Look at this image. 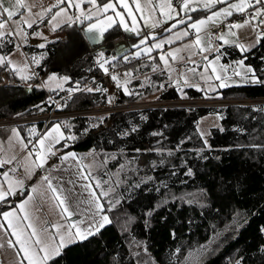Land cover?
Wrapping results in <instances>:
<instances>
[{"label": "trees", "instance_id": "trees-1", "mask_svg": "<svg viewBox=\"0 0 264 264\" xmlns=\"http://www.w3.org/2000/svg\"><path fill=\"white\" fill-rule=\"evenodd\" d=\"M108 45H103L105 53L113 50ZM12 47L13 42H7L0 53ZM25 51L33 55L35 74L66 76V90L76 89L77 82L80 86L84 78L104 72L102 61L95 60L98 52L90 49L73 27L65 39L47 42L43 47H26ZM129 52H116L112 60H106L105 67L113 65L124 74L131 73L127 87L134 95L125 94L122 83L111 81L109 76L100 86L108 93L78 92L63 108L103 106L113 92L117 102L209 95L190 87L178 91L169 86L164 71H153V65H158L155 52L151 59L137 56L126 63L123 58L130 56ZM239 57H244L264 80V38L260 37L245 54L234 48L223 49L222 61ZM144 73L149 76L142 84L137 77ZM213 95L264 97V83L221 88ZM49 107L41 86L0 84V119L45 113ZM262 108L264 104L120 110L102 116L88 129L91 118L87 117L52 121L60 122L64 132L75 135L71 149L80 155L96 154V161H88L92 163L90 179L95 176L104 190L109 185L103 183L107 182L103 168L121 169L109 178L115 191L107 197L100 196L91 179L111 223L98 234L63 247L48 264H160L178 245L206 242L212 235L209 246L193 264H264ZM210 113L220 114L219 126L209 128L204 143L196 123ZM30 124L37 130L40 127V122L16 126L24 134ZM111 153L114 157L102 166ZM116 198L120 203L113 207L109 202Z\"/></svg>", "mask_w": 264, "mask_h": 264}, {"label": "crops", "instance_id": "crops-1", "mask_svg": "<svg viewBox=\"0 0 264 264\" xmlns=\"http://www.w3.org/2000/svg\"><path fill=\"white\" fill-rule=\"evenodd\" d=\"M124 2L129 5V9H124L121 6L120 0H95V5L99 8H102L106 3H112L114 5V9L110 8L107 10V12L100 13L99 11H94V6L88 3L87 0H71V7L69 6V0H62V2L59 3L57 7H53L51 12H46V14L41 18L39 13L43 10L48 9L52 5H56L57 0H23V3L27 4L29 8H31L30 13L26 8L19 9L17 15H15L12 19H8L7 12L0 11V16L4 17L2 22L5 24V28L3 29V31L6 33L5 37L3 39H0V42L12 41L14 46L13 39H15L16 36H19L20 38H22V43L20 44L22 52L24 54L26 52V47H38L34 45V40H31L32 34L28 33L34 32L40 24L48 23L50 19H52V16L59 12L61 8H63L66 11L65 14L57 17V22L59 23V26L57 27L58 30H63L65 33H67L70 27H73L81 34L85 42L88 40L93 46L100 45L101 41L103 40V36H106L109 33L107 38L112 36L113 38L124 39L120 44H126V46L128 47L127 50H130L129 55L133 57H137V52L145 53V49L152 48V51L150 53L142 54L140 55V57L147 58L154 54L153 52H155L158 59V70H162L165 72L167 84L174 87L178 91L183 88H188V86L181 85L180 88H177L172 81H175V79L179 77L181 73H186L190 79H197L199 75L204 72L205 64H208L210 72L211 69L215 67L218 74L229 77V79L226 81L230 85L229 87L257 84L245 83L242 77L233 76V70L236 69L237 62L240 60L244 61V57H239L229 61H222V56L224 48H234L238 51L239 54H245L251 48H253L260 39V33L264 32V24H259L258 27L256 26L258 21L264 19V17H257L256 20H254L251 24L246 25L242 28L233 29L236 35L234 37L226 36L225 38L229 40V43L223 44V46H221L222 41L212 39L213 49H219L218 54L220 56V60L217 63H209L210 61H213L214 57L217 55L215 51L211 53L205 52L203 54L191 55V60L195 61V63L189 62L188 59L191 50H184L178 53L175 52L176 49H182L184 45L190 44L196 39L195 30L189 28V24L195 23L201 19L207 20V17L212 15L213 12L220 11L223 8L229 7V3H239L240 0H229V3H217L211 8H204L202 6L207 2V0H193L192 7L196 8V11H192L191 9H189L187 13H185L184 11H181L179 7H177V12L179 13L178 16H176L172 20H168L165 23L158 24L155 28L148 27V25L145 23V18L142 17L141 13L136 11V5L132 3V0H124ZM14 3L15 0H0V8L16 10L14 8ZM77 3L79 4L78 8L75 6ZM197 5L201 6L197 7ZM174 6H176L175 0ZM257 7H264V5L254 4L253 7L246 9H249L252 15H254L255 9ZM129 11H131L132 13L131 16H129L128 14ZM117 12L120 13L119 16L116 15ZM234 13H237V11L233 10V14ZM87 15H91L92 18H86ZM68 17H71V19H68ZM109 17H112L113 21L111 27H109L106 23ZM189 17H191L190 20ZM121 18H123V24L120 23ZM181 18H183L186 23L178 24L176 28H172V25ZM154 19L161 21L164 20V18L160 16L159 12L155 14ZM226 19L218 18L219 22H208L206 26H201V43L205 45L207 44L209 39L208 30L216 24H223L222 30L216 35L218 36L227 31V25L243 24L245 20H248L250 18L235 21L233 23H226ZM25 20L29 22L34 21L32 23V27H27V25L23 23V21ZM93 24L97 26V30L90 32L88 30L89 26ZM133 25L139 30L138 32L126 30V28L131 29ZM101 30H103V34H101ZM184 30L189 31V36L176 39V34ZM9 31L13 33L19 32V35H8L7 33ZM170 39L173 42L167 43V41H169ZM142 40H144L145 43H141ZM233 40H235V43L232 42ZM161 41H165L161 48L157 49L153 47L154 44L160 43ZM240 44L244 45L249 50L246 52L241 51L237 46ZM109 48L118 53L121 51L119 49L115 50L112 45ZM12 49L8 52L0 53V56H4L10 53ZM113 50H109L107 51L108 53H106L109 60H112V58L109 57L110 54H114V57L116 55V52H114ZM123 50L121 52L127 51L125 49ZM104 52L105 50L102 49L100 54ZM169 52H173L178 57L183 56L184 59L173 61L171 57L167 56ZM161 55H165L168 58L169 65L174 70L171 73V81L169 79V69L166 68L164 66V62L159 59ZM204 55L208 56V61H204L202 59V56ZM220 65L227 66V71L221 73ZM244 66H249V64H246L244 62ZM193 69L195 70V73L192 71ZM11 71L14 70L11 69ZM199 83L205 90L201 91L195 87L190 88L198 90L202 94H217V91L221 89L217 87L215 91H211L207 89V86L204 85L202 80H200ZM54 88L57 87H53L48 90H52ZM113 94H115V92H113L112 95ZM54 123L55 122L48 124L42 130L41 135L31 134L30 129H32L33 127L36 128L35 124L28 125L24 130V134H22L19 128L15 125L0 126V161H9L14 155L17 157V160H12L10 163L5 162L0 164V184H4L5 190H7V183L9 181L12 182L15 193L7 196L6 201L0 203V206H3L0 209V224H3V227L0 228V245H2L0 246V264H21V262L22 264H28V261L24 259L25 253L21 251V245L17 243V237L12 235V229L8 228L7 221L3 220V212H11L18 209L21 205H24L26 211L30 215V220H23L20 224V227L25 230L26 236L32 231L31 228L27 227L29 222L34 223L38 231L43 226L47 227L49 233H56V229L51 227V225L59 222L61 220V217L57 214L59 212V209L55 207L54 202L49 199L52 196V193H46L47 184L44 182L45 176L50 175L53 179L54 185L58 184L61 190L65 192H71L73 196L78 199V202L80 204L78 210L79 219L77 217H70L67 220H64L65 226L70 223L79 224L81 220L87 219L85 213L89 207L88 202L92 197L89 195V191L86 190L85 185L90 184L92 188L93 185L90 179L81 178V173L87 176V173L85 171L86 153L80 155L73 149H71L70 145L74 140H60L59 143L55 144L53 147V151L57 153V156L50 157L44 167L36 168L29 165L27 172L25 170V164L27 162L24 160V157H26L28 152L32 151L33 148L39 147L37 141L39 140L40 136L50 131L54 126ZM14 130L19 131V139L17 138ZM61 131L65 136H75L72 132H64L62 128ZM56 135H59V133H57ZM21 139L23 140V144L27 145V148L22 147L20 143ZM31 139L33 141L31 144H29V141ZM68 153H74L75 157L70 158L67 161H62L60 157ZM39 155H44V153L40 152ZM36 156L37 154L33 153L31 159L35 160ZM13 169H15L16 171L13 172ZM5 174H8L7 181L5 180ZM16 181H22V186H17L15 183ZM45 193L46 195H44ZM104 214L106 213L104 212ZM18 215L23 216L24 213L20 212L18 213ZM73 231H75V229H73ZM35 239V237H32V241H35ZM56 240H59L58 236L56 237ZM9 241L11 242V246H9ZM39 247V245H34L35 250H38Z\"/></svg>", "mask_w": 264, "mask_h": 264}, {"label": "snow or ice", "instance_id": "snow-or-ice-1", "mask_svg": "<svg viewBox=\"0 0 264 264\" xmlns=\"http://www.w3.org/2000/svg\"><path fill=\"white\" fill-rule=\"evenodd\" d=\"M62 0H57L56 5L50 6L48 9L43 10L39 13L41 18L46 14V12H51L53 7H57L59 3H61ZM88 3L92 4L94 6V11H99L100 13L107 12L108 9L112 8L114 9V5L112 3H106L103 5L102 8H99L95 5V0H87ZM121 6L124 9H129V5L124 2V0H120ZM132 3L136 5V11L141 13L142 17L145 18V23L148 25L149 28H155L158 24L165 23L168 20L174 19L176 16L179 15L177 12V7L181 9V11H184L187 13L189 9L192 11H196V8L192 7L193 0H175L176 6H174V0H132ZM217 3H229V0H207L206 3H204L202 6L204 8H211ZM264 5V0H240L239 3H229V7L223 8L220 11H215L212 13V15L207 17V20L201 19L195 23H191L188 25L189 28L195 30L196 39L190 43L183 46L182 49H176L175 52H181L184 50H191L190 55L188 56L189 62L195 63V61L191 60V55L194 54H203L205 52L211 53L215 51L217 55L214 57L213 61H210L209 63H217L220 60L219 56V49H213L212 47V39H216L219 41H222L223 44L229 43V40L226 39V36H235L236 33L233 31V29L242 28L246 25L251 24L254 20H256L257 17H264V7H257L255 9V14L250 17V19L245 20L243 24H229L227 25V31L223 34H220L216 36L215 38L209 37L207 44L201 43V26H206L208 22H219L218 18L226 19L227 17H230L233 15V10L237 12H244L246 8H251L253 5ZM69 6L71 7V0H69ZM77 8L79 7V4L77 3L75 5ZM201 5H197V7H200ZM14 8L16 10H9L8 8H0V11L7 12L8 19H12L15 15H17V12L19 9H28L29 13L31 12V8L27 4L23 3V0H15ZM91 11V10H90ZM159 12L160 16L164 18L163 21L154 19L155 14ZM65 14V9L61 8L59 12H57L55 15L52 16V20L55 21L58 16ZM129 16L132 15L131 11L128 12ZM117 16L120 15V13H116ZM86 18L91 19V15H87ZM4 19L3 16H0V39H3L6 35V33L3 31L5 28V24L2 22ZM68 19H71V17H68ZM191 17H189V20ZM34 22V21H33ZM27 20L23 21L24 24L27 25V27H32V23ZM107 25L111 27L113 21L112 17H109L106 21ZM120 23L123 24V18H121ZM186 21L181 18L176 21L172 25V28H176L178 24H185ZM259 24H264V19H261L257 23V27ZM91 31L97 30L96 25H90L89 29ZM133 32H138L139 30L133 25L131 29ZM8 35H19V32L13 33L9 31L7 33ZM39 34V33H37ZM101 34H103V30H101ZM26 35V33H25ZM189 36V31L184 30L180 33L176 34V39H180L181 37H187ZM260 37L264 38V32L260 33ZM173 41L170 39L167 41V43H172ZM235 43V40L232 41ZM141 43H145L144 40L141 41ZM165 43V41H161L160 43H156L153 45V47L159 49L162 47V45ZM241 51H248L249 49L245 47L244 45L240 44L237 45ZM40 47H43V45H40ZM152 51V48L145 49V53H150ZM141 52H137L136 55L140 56L142 54ZM168 57H171L173 61L177 60H183V56H177L173 52H169L167 54ZM151 59V57H150ZM161 61L164 62V66L169 69V79L171 81V73L174 71L168 62V58L165 55H161L159 57ZM202 59L204 61H208V56L204 55L202 56ZM35 63L39 64V59H35ZM0 63H8L11 64L12 60L10 57L6 58L4 56H0ZM105 63H101L100 67L103 68L104 72H108L109 69L105 67ZM28 67L27 64L24 65L23 68L17 67V71H23ZM158 66L153 65V71H157ZM195 73V70H192ZM227 66L220 65V72H226ZM264 71V70H261ZM243 72V75H242ZM233 76L242 77L245 83H264V80H261L256 75V69H254L252 66H244V61L240 60L237 62L236 69L233 70ZM24 79H28L30 77L25 76L22 77ZM55 77H50L49 79H53ZM131 73H125L124 74V80L123 84L121 85L123 87V91L125 94L128 95H134L135 93L131 92L129 88L127 87L128 83H130ZM63 80H67V77H63ZM111 79L114 81L118 80L117 75H112ZM229 79V77L225 75H221L217 73V69L213 67L211 69V72L209 71L208 64H205L204 66V72L199 75L197 79H190L186 73H181L179 77L175 79V81H172L177 88H180L181 85H185L188 87H195L198 90H205L201 84L199 83L200 80L203 81L204 85L207 86L208 90L215 91L216 88H226L230 85L226 82ZM150 82V81H149ZM218 82V83H217ZM143 87V85H141ZM160 87H164V85H160ZM70 92L73 91H85L88 93L96 92V93H108L107 88H103L100 86H97L95 88L89 87L85 85L83 89L79 87V82H77V87L75 90L69 89ZM54 102V101H52ZM108 103H112L111 95L108 96L107 99ZM59 106V105H58ZM260 111H264V108L259 109ZM222 118V117H221ZM103 119V118H101ZM136 129L133 128L132 131H135ZM16 133L17 138H20L19 131L14 130ZM31 134H37V129L33 127L30 129ZM59 133V135H56ZM153 135H156V133H153ZM201 135H205L204 133H201ZM74 140L75 136L69 135L65 136L64 133L61 131V123L55 122L54 126L51 128L50 131L46 132L42 136H40L39 140L37 141L39 147L33 148L32 151L28 152L27 156L24 157V160L27 162L25 164V170L27 172V169L29 165L40 168L44 167L47 163V160L50 157L57 156V153L53 151V147L55 144L59 143L60 140ZM20 143L23 148H27L26 144H23V140H20ZM40 152H43L44 155H39ZM33 153H36V159H31L33 156ZM74 153H68L66 155H62L60 158L62 161H67L70 158H74ZM83 159V158H80ZM12 160H17V157L14 155L12 156L11 160L9 161H0V164L8 162L10 163ZM79 168V166H78ZM13 172L16 170L13 169ZM85 171L88 173L87 176H85L83 173H81L82 179H88L91 175L90 168L85 167ZM188 174L191 175V169H189ZM5 180H8V174H5ZM44 182L47 184V192H51L52 196L49 198L54 202V206L59 209V212L57 213L60 215L61 220L55 224H52L51 227L56 229V233L52 234L48 232L47 227H41L39 231L37 230V227L34 223L29 222L27 227L31 228L32 231L27 236L25 235V230L20 227V224L23 220H30V215L26 211L25 206L21 205L18 209L14 211H5L2 213L3 220L7 221V227L12 229V235L17 237V243L21 245V251L25 253L24 259L28 261V264H48V261L51 259H54L55 257L60 255V250L67 246V244L73 243L76 240H85L89 238L90 236H94L99 233L100 229H102L105 224L111 223L108 215L104 214V206L100 203L99 197L96 195L95 189L91 187L90 184L85 185L86 190L89 191V195L92 197L91 200H89V207L85 213L87 216V219L81 220L79 224H68L65 226L64 220H67L70 217H77L79 219V207L80 204L78 202V199L73 196L71 192H65L61 190L58 184L53 183V179L50 175H47L44 177ZM17 186H22V181H16L15 182ZM107 183V182H103ZM95 188L100 189V196L107 197L110 193H113L115 190L111 186L108 187L107 191H105L102 187V182L97 181L95 184ZM46 193L44 195H46ZM15 194L13 189V183L8 182L7 183V190H5L4 184H0V203H3L6 201V197L9 195ZM31 199V198H30ZM27 203V202H25ZM113 207L115 204L120 203L118 199H116L114 202H109ZM23 212V216H19L18 213ZM148 215H151V213H148ZM47 223V222H46ZM3 227V224H0V228ZM75 229V231H73ZM59 237V240H56V237ZM32 237H35V241H32ZM34 245H39V249L35 250ZM2 246V245H0ZM9 246H11V242L9 241ZM22 264V262H21ZM239 264V262H237Z\"/></svg>", "mask_w": 264, "mask_h": 264}, {"label": "rangeland", "instance_id": "rangeland-1", "mask_svg": "<svg viewBox=\"0 0 264 264\" xmlns=\"http://www.w3.org/2000/svg\"><path fill=\"white\" fill-rule=\"evenodd\" d=\"M60 11V10H59ZM66 12V11H65ZM59 26V23L57 22V19L55 21H53L52 19H50V21L48 23L45 24H40L34 32L32 33H28V34H32L31 36V40H34V45L40 47V45H44L47 42L56 40V39H65L66 37V33L63 30H58L57 27ZM39 33V34H37ZM109 35V34H108ZM103 36V40L101 41L100 45L97 46H93L88 40L86 41V44L88 45V47L90 49L95 50L97 53L95 60L97 63L99 62H106V60H108V57L106 55V53H101L99 54V52H101L102 49H104L103 45L109 44L112 45V47L117 50H127L128 47L126 46V44H120L121 41H123L124 39L122 38H113L112 36L107 38V36ZM106 37V38H105ZM14 40V46L13 49L10 53L4 55V57L8 58L10 57L12 60L11 64L8 63H1L0 64V84H15V83H19L22 84L24 87H30L34 84L41 86L42 88L45 89H51L53 87H60V86H64L65 87V80H63V77L66 76H58L57 74L54 73H46L44 75H37L34 72V62H33V55L28 56L27 52H25V54L22 52L21 49V44L22 43V38H20L19 36H16ZM108 41V42H107ZM8 43L10 41H7ZM7 42L5 41L4 43L1 42L0 47L3 48L6 46ZM108 45V46H109ZM124 51V50H123ZM101 62V63H102ZM27 64L28 67L26 69H24L23 71H17V67L19 68H23L24 65ZM14 70V71H11ZM156 72V71H154ZM149 73H145V74H141L139 75L137 78L139 79L140 83H147V76ZM28 76L30 78L28 79H24L22 77ZM50 77H55L53 79H49ZM32 78L36 79V82H32ZM123 80L124 78L121 80H119L122 84H123ZM112 81V79H111ZM114 81V80H113ZM117 82V81H116ZM217 95H213V94H209V95H203L202 98L205 99H213L216 98ZM183 98H187V97H183ZM189 98V97H188ZM200 98V97H198ZM204 105H209V106H215V105H210V104H204ZM242 105H258V104H242ZM200 106V105H197ZM90 119V118H89ZM219 119H220V114L218 113H210L207 114L201 118L198 119L197 123H196V128L203 140L204 143H206V138L208 136V130L210 127L213 126H219ZM101 118H91L90 121L86 124L87 129L97 125L100 122ZM86 127L84 129V132L87 134L88 131L86 130ZM86 130V131H85ZM201 133H204L205 135H201ZM96 154L95 153H86V166L89 167L90 169L92 168V163L88 162L90 161H96ZM114 157V154L111 153L107 156H105V158L103 159V165L106 164L107 161H109L110 159H112ZM121 168H117L114 171H108L105 170L103 168V177L105 180H107V184L111 187H113L112 183L110 182L111 177H115L116 174L120 171ZM92 170V169H91ZM87 173V172H86ZM88 175V173H87ZM110 178V179H109ZM90 179V177L88 178ZM92 181L94 182V185L96 184V182L98 181L95 176L92 178ZM90 179V181H91ZM92 183V182H91ZM93 185V184H92ZM107 186L105 188V190L107 191L108 187ZM117 199V198H116ZM115 199V200H116ZM214 238V235H212L211 239L206 241V242H202V243H195V242H191L188 243L186 245H178L177 247H175L171 252H169L167 254L166 259L160 263V264H193L195 263L200 256L202 255V253L207 249V247L210 244V241Z\"/></svg>", "mask_w": 264, "mask_h": 264}, {"label": "built area", "instance_id": "built-area-1", "mask_svg": "<svg viewBox=\"0 0 264 264\" xmlns=\"http://www.w3.org/2000/svg\"><path fill=\"white\" fill-rule=\"evenodd\" d=\"M252 15L249 9L244 12L234 13L232 16L226 19V23H233L239 20H245L250 18ZM223 28V24L219 23L211 27L208 30L209 37H215ZM114 56V54H110ZM133 57L123 58L124 62H129ZM109 71L99 73L94 76L84 78L83 82L79 86L81 89L85 85L89 87H97L108 79L110 75H117L119 78H124V73L119 69L115 68L113 65L108 67ZM81 91H65L63 88H56L50 92L46 91V101L49 104V110L42 114H31L20 117H12L0 119V126L3 125H16L20 123H36L40 122V127L37 130L36 135H40L43 128L51 120L64 119L71 117H90V118H101L108 113L120 111V110H131V109H144V108H154V107H166V108H177V107H193L197 105H242V104H264V97H220L216 96L213 99L205 98H173V99H144L132 102H117L114 97L112 98V103H108L103 106H93L86 108H76V109H65L67 99ZM54 101V102H52ZM59 105V106H58ZM32 139L29 144L32 143Z\"/></svg>", "mask_w": 264, "mask_h": 264}, {"label": "bare ground", "instance_id": "bare-ground-1", "mask_svg": "<svg viewBox=\"0 0 264 264\" xmlns=\"http://www.w3.org/2000/svg\"><path fill=\"white\" fill-rule=\"evenodd\" d=\"M109 57L114 58V56H110V55H109ZM128 57H133V56L130 55V56H128ZM120 71H121V70H120ZM110 76H112V75H110ZM118 79H121V78L118 77ZM122 79H123V78H122ZM100 86H101V85H100ZM58 88H63L65 91H69V90H66L64 87H58ZM43 89H44L45 92H46V91L50 92V91H52V90H54V89H56V88H54V89H52V90H48V89H45V88H43ZM73 90H75V89H73ZM81 92H82V91H81ZM75 94H76V93H75ZM73 95H74V94H73ZM73 95H71V96H73ZM71 96H70V97H71ZM114 96H115V94H113V95L111 96V98H113ZM70 97H69V98H70ZM69 98H68V99H69ZM68 99H67V100H68ZM66 103H67V102H66ZM84 108H86V107H84ZM154 108H155V107H154ZM67 109H76V108H67ZM45 113H46V112H45ZM37 114H42V113H37ZM30 115H31V114H30ZM21 116H26V115H21ZM14 117H20V116H14ZM8 118H12V117H8ZM87 118H90V117H87ZM3 119H5V118H3ZM56 120H60V119H56ZM56 120H51V121H49V122L46 124V126H47L50 122H52V121H56ZM36 123H37V122H36ZM20 124H24V123H20ZM16 125H18V124H16ZM16 125H15V126H16ZM3 126H5V125H3ZM13 126H14V125H13ZM46 126H45V127H46ZM45 127H44V128H45ZM44 128H43V129H44Z\"/></svg>", "mask_w": 264, "mask_h": 264}]
</instances>
